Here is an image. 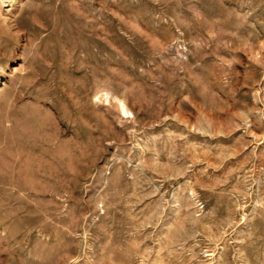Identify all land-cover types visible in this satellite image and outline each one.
<instances>
[{
  "label": "rangeland",
  "instance_id": "374dc122",
  "mask_svg": "<svg viewBox=\"0 0 264 264\" xmlns=\"http://www.w3.org/2000/svg\"><path fill=\"white\" fill-rule=\"evenodd\" d=\"M0 264H264V0H0Z\"/></svg>",
  "mask_w": 264,
  "mask_h": 264
}]
</instances>
